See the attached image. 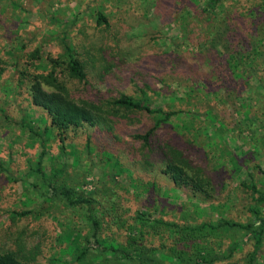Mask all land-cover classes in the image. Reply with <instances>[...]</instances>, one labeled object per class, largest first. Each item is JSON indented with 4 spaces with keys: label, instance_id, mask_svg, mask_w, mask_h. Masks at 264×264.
Here are the masks:
<instances>
[{
    "label": "trees",
    "instance_id": "trees-1",
    "mask_svg": "<svg viewBox=\"0 0 264 264\" xmlns=\"http://www.w3.org/2000/svg\"><path fill=\"white\" fill-rule=\"evenodd\" d=\"M122 2L128 12L134 9L136 14L148 15L152 11L155 17L162 18L161 22L173 24L181 43L163 35L156 25L153 30L157 29V33H145L139 40L144 50L135 51L137 56L131 63L128 57L133 54L132 42L124 39L125 29L120 27L114 34L112 47L104 51L102 59L97 56L98 77L101 83L108 84L115 76L121 78L124 70L130 88L117 83V94L93 101L73 97L65 80L81 82L86 78L87 64L80 59L74 46L63 41L62 53L56 58H48L43 71H30L29 66L38 68L43 55L41 46L30 36L22 49L29 66L21 71L14 87L17 92L25 86V104L29 109H25L26 106L21 108L24 115L14 122L33 139L31 144L37 142L40 145L41 152L37 167L32 170L33 181L22 180L45 195L46 200L60 202L70 210L71 219L64 222V229L70 230L72 235L61 251L74 256L73 264H89L87 255L92 250L106 254V262L108 259H122L137 264H216L230 260L247 240H252V249L241 264H259L258 255L264 238V180L258 182L251 171L244 170L242 161L246 158L229 155L230 168L246 173V177L238 179L235 187L238 195H234L235 199L243 201V215L232 218L228 215H187L185 209L182 213L169 210L164 200H159L149 188L142 187L144 184L139 192L134 191L132 181L136 179L133 177L126 193L133 195L134 201L139 203L132 207L130 199L124 193L119 194L120 182L116 175L105 170L104 177L101 175L89 182L86 173L75 171L73 175L62 176L66 166L64 160L68 157L63 153H66L69 130L95 126L105 137L116 140L119 138V124L123 125L122 128L134 124L130 115L141 113L149 117L150 126L131 136L128 152L133 155L141 152L139 165L151 166V156L158 159L161 171L173 183L174 191L190 192L199 201L208 202L209 208H216L220 202L214 203L212 179L182 150L161 141L158 129L168 125L171 128L177 126L179 130L191 126L199 130L193 122L208 120L216 123L217 130L225 128L230 131L221 118V115L226 116L222 108L230 103L232 110L239 115L231 122L233 128L245 126L251 129L261 121L258 129L264 132V0ZM97 20L109 25L101 11L97 13ZM166 39L174 47L188 44L191 49L182 55H177L175 49L164 51L159 47ZM145 60H151L152 66L144 65ZM203 66L207 70H202ZM3 70L0 59V76ZM148 71L154 72L155 79ZM180 72L187 73L184 81L179 78ZM174 83L178 87L168 91L166 87ZM33 106L47 114L40 118L42 123L39 125L33 115ZM0 115L7 118L6 121L11 118L5 108H0ZM217 130L213 131L214 136L218 135ZM52 137L57 139L61 153L59 150L53 153L51 160L56 162L58 169L47 174L40 163ZM88 142L87 137L85 148L90 149ZM65 150L70 151L71 164L76 166L79 163L77 149ZM224 164L221 160L219 167ZM254 167L264 178V168L258 163ZM2 170L7 169L2 167ZM86 172L90 174L88 169ZM90 183L91 188L87 189ZM231 192L232 188L227 194ZM174 203V199L169 201V204ZM27 213L28 210L16 215L21 217ZM74 215L78 221L73 219ZM22 244L21 239H17L13 247L1 248L0 264H38V247L32 248V245L29 249ZM101 260L98 257L96 264Z\"/></svg>",
    "mask_w": 264,
    "mask_h": 264
},
{
    "label": "rangeland",
    "instance_id": "rangeland-1",
    "mask_svg": "<svg viewBox=\"0 0 264 264\" xmlns=\"http://www.w3.org/2000/svg\"><path fill=\"white\" fill-rule=\"evenodd\" d=\"M167 1L170 2V0ZM16 4L19 7H15ZM147 8L149 9L150 6ZM99 11L106 15L109 21L108 26L98 22ZM161 19L159 15L155 17L152 11L148 15L136 14L134 9L128 12L122 0H0V59L4 66L0 76V108H5L11 115L9 121L0 115V249L13 247L14 240L21 239V243L29 249L32 245V248L38 247V264H73L74 256L61 251V247L66 246L72 235L70 230L64 229L66 228L64 222L68 223L71 219L70 210L60 202L46 200L45 195L40 194L22 180L33 181L32 170L37 167L41 152L40 145L37 142L31 144L33 139L26 131H21L18 124L14 122L24 115L21 108L27 105L25 104L27 99L25 86L17 89V92L14 91L21 71H25L29 66L22 53L23 44L30 36H33L41 46L43 55L38 61V68L29 66L30 71L40 72L43 71V66L47 65L48 58H56L62 53L63 41L70 43L80 59L87 64V73L86 78L81 82L65 78L69 90L75 98L99 101L117 94V83L130 88L127 83V73L124 70L121 72L123 74L121 78L115 76L109 80L108 84L101 83V78L98 77L97 56L102 59L104 51L112 47L115 32L120 27L125 29L124 39L132 42L133 54L128 57V60L133 63L137 56L135 51L144 50L139 40L145 33H157V29L153 30L156 25L160 27L163 35L177 39L178 30L171 23H165L164 20L161 22ZM177 41L181 43L179 38ZM159 48L164 51L175 49L177 55H182L188 52L191 46L186 44L174 47L166 39L162 41ZM143 64L152 66V61L145 60ZM193 66L196 67L197 63L194 62ZM202 70H207V67L203 66ZM148 72L155 79L154 72ZM186 74L180 72L179 78L184 81ZM176 87L178 85L174 83L166 89L172 91ZM5 100L8 102L4 103ZM231 105L226 103L221 110L226 115H221V118L226 126L230 127V131L225 128L217 130L216 123L208 120H195L193 125L199 127V130H195L193 126L179 130L177 126L171 128L167 125L158 129L157 132L161 141L182 150L193 164L201 166L212 179L215 187L214 203L220 202L217 209L209 208L208 202L199 201L192 197L190 192L174 191L172 189L174 185L162 173L158 159L155 160L151 156L153 161L151 166L150 164L149 166L139 165L141 152L139 151L138 155L128 152L127 147L131 145V136L134 133L146 131L150 126L149 117L141 113L130 115L134 124L124 128L122 124H119V138L116 140L105 137L104 133L99 132L95 126H83L77 131L69 130L66 135L65 149L76 148L79 163L76 166L71 164L72 154L64 149L66 153L63 155L68 157L64 160L66 166L62 176L73 175L75 171L80 174L86 173L88 177L86 179L89 182L101 176L105 170L116 175L120 182L117 190L120 195L124 193L130 199L132 207L139 203L134 201L133 195L126 193L127 186L133 177L136 179L132 181L135 184L134 191L139 192L141 184H144L145 186L142 187L149 188L159 200H164V205L169 210L182 213L185 209L187 211L184 213L187 215L199 214L202 217L242 216L243 201L234 198V195H238L235 187L238 179L246 177L244 170L251 171L258 182L264 180L260 170L254 167L255 163H258L264 168V132L258 129L261 121H257L258 125L252 126L251 129L244 128L245 126L233 128L231 122L239 118V115L235 114ZM25 109L28 110L29 107L26 106ZM32 109L35 111L33 115L39 125L42 123L40 118L47 114L39 107L33 106ZM214 130H217V136L213 135ZM87 137L90 140L88 142L91 145L90 149L85 148ZM49 145L45 148L40 163L47 174H50L53 169H58L51 157L53 153L61 150L57 139L53 137ZM105 152L111 155L108 157ZM229 155L237 156V159L238 157L246 158L242 161L244 170L238 172L232 170L228 162ZM221 160L225 162L224 167H219ZM2 167H6L7 170H2ZM87 169L90 174H87ZM89 188L91 183L87 186V189ZM231 188L233 192L227 194ZM173 199L174 205L169 204V201ZM26 210L28 213L25 216L16 215ZM73 219L78 221L75 215ZM235 235H237L236 232ZM251 249L252 240H247L230 260L216 264H241L246 253ZM105 255L92 250L87 255V259L89 264H96L98 257L102 258L99 264H137L134 261L122 259H108L106 262ZM258 259L259 264H264V238Z\"/></svg>",
    "mask_w": 264,
    "mask_h": 264
}]
</instances>
